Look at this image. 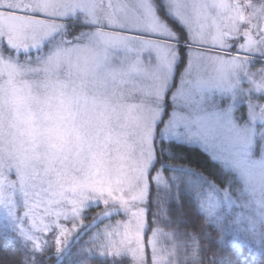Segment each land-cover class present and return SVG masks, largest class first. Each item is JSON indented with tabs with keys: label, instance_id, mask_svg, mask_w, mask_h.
<instances>
[{
	"label": "snow or ice",
	"instance_id": "obj_1",
	"mask_svg": "<svg viewBox=\"0 0 264 264\" xmlns=\"http://www.w3.org/2000/svg\"><path fill=\"white\" fill-rule=\"evenodd\" d=\"M53 258L264 264V0H0V264Z\"/></svg>",
	"mask_w": 264,
	"mask_h": 264
},
{
	"label": "trees",
	"instance_id": "obj_2",
	"mask_svg": "<svg viewBox=\"0 0 264 264\" xmlns=\"http://www.w3.org/2000/svg\"><path fill=\"white\" fill-rule=\"evenodd\" d=\"M187 155L188 161L191 165L199 170H203L205 173L208 174H215L216 168L209 160L208 156L203 154L201 151L196 150L195 148L191 149H183ZM95 213H89V216L94 215ZM90 221L86 220L85 223H89ZM83 241H81L82 243ZM49 264H56L55 259L53 258L49 261ZM64 264H68L67 260L64 261Z\"/></svg>",
	"mask_w": 264,
	"mask_h": 264
}]
</instances>
